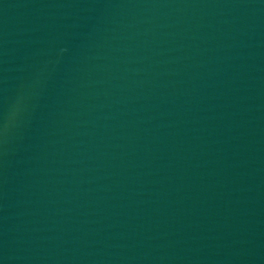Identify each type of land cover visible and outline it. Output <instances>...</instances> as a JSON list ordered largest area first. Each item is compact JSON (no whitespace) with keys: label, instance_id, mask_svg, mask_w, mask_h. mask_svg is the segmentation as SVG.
Listing matches in <instances>:
<instances>
[{"label":"water","instance_id":"water-1","mask_svg":"<svg viewBox=\"0 0 264 264\" xmlns=\"http://www.w3.org/2000/svg\"><path fill=\"white\" fill-rule=\"evenodd\" d=\"M0 264H264V0H0Z\"/></svg>","mask_w":264,"mask_h":264}]
</instances>
